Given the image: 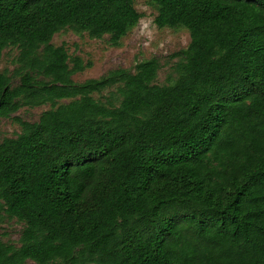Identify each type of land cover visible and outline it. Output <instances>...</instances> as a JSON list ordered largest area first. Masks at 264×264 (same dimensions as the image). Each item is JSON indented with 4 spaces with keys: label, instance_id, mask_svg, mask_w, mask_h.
Instances as JSON below:
<instances>
[{
    "label": "trees",
    "instance_id": "trees-1",
    "mask_svg": "<svg viewBox=\"0 0 264 264\" xmlns=\"http://www.w3.org/2000/svg\"><path fill=\"white\" fill-rule=\"evenodd\" d=\"M135 0H0V264H264V0H149L190 40L76 82L64 28L117 43ZM48 104L37 121L13 116Z\"/></svg>",
    "mask_w": 264,
    "mask_h": 264
},
{
    "label": "rangeland",
    "instance_id": "rangeland-1",
    "mask_svg": "<svg viewBox=\"0 0 264 264\" xmlns=\"http://www.w3.org/2000/svg\"><path fill=\"white\" fill-rule=\"evenodd\" d=\"M134 7L140 14L138 21L117 43L110 40L108 34L96 38L87 32H74L64 28L55 33L51 42L63 45L68 55L71 77L76 82L88 78H98L109 70L122 67L133 71L137 62L155 57L160 62L157 83L163 84L171 73L173 64L179 59L178 54L187 47L190 40L188 31L181 26L159 27L154 18L156 6L149 0H135ZM17 51L5 49L0 58V71L4 68L12 71L13 59ZM48 104L35 107H22L13 116L33 122L37 121ZM20 126L12 118H0V141L5 137H14ZM23 224L15 218H7L0 211V237L18 245ZM24 264H36L26 260Z\"/></svg>",
    "mask_w": 264,
    "mask_h": 264
}]
</instances>
